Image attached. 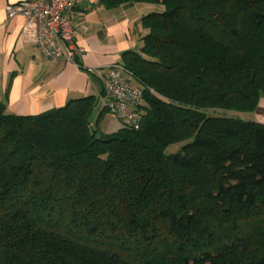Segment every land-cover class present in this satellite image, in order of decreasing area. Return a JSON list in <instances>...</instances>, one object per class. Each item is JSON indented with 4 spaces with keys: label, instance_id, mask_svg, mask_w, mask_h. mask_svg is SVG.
Listing matches in <instances>:
<instances>
[{
    "label": "trees",
    "instance_id": "16d2710c",
    "mask_svg": "<svg viewBox=\"0 0 264 264\" xmlns=\"http://www.w3.org/2000/svg\"><path fill=\"white\" fill-rule=\"evenodd\" d=\"M100 1L164 7L122 55L140 127L0 99V264H264V123L226 114L264 98V0Z\"/></svg>",
    "mask_w": 264,
    "mask_h": 264
},
{
    "label": "crops",
    "instance_id": "0c3cea01",
    "mask_svg": "<svg viewBox=\"0 0 264 264\" xmlns=\"http://www.w3.org/2000/svg\"><path fill=\"white\" fill-rule=\"evenodd\" d=\"M30 0H0V99L17 115H34L64 106L71 99L98 96L107 67L122 63L127 51L140 52L146 31L140 19L146 13L162 11L154 3H123L107 9L100 0H79L67 13L79 48L74 61L64 57L50 61L35 46L36 29L17 15L7 18L5 6ZM91 125L104 134L116 132L117 119L99 100ZM95 107V108H96ZM256 120L264 123V98H260Z\"/></svg>",
    "mask_w": 264,
    "mask_h": 264
},
{
    "label": "built area",
    "instance_id": "2783aa9c",
    "mask_svg": "<svg viewBox=\"0 0 264 264\" xmlns=\"http://www.w3.org/2000/svg\"><path fill=\"white\" fill-rule=\"evenodd\" d=\"M79 0H30L7 4V18L21 15L25 24L36 29L35 46L50 61L64 57L74 61L79 48L67 13ZM152 92V90H150ZM98 100L102 108L113 114L120 128L138 129L142 120L144 89L121 63H112L101 81Z\"/></svg>",
    "mask_w": 264,
    "mask_h": 264
},
{
    "label": "rangeland",
    "instance_id": "374dc122",
    "mask_svg": "<svg viewBox=\"0 0 264 264\" xmlns=\"http://www.w3.org/2000/svg\"><path fill=\"white\" fill-rule=\"evenodd\" d=\"M154 5L158 8H161L164 9V7L160 4V3H154ZM257 108V107H256ZM98 110V107H96L94 109L93 112H96ZM256 111H258V113L260 114L262 111L259 109H255ZM226 114L227 113H230L231 115H235L236 117H239V118H242V119H250V120H256V114L255 112L256 111H253V112H244V113H241V112H237V111H232V110H226ZM225 112V111H224ZM220 115H223V112H218ZM110 115H112L113 117H115L113 114L109 113ZM225 114V113H224ZM228 115V114H227ZM116 118V117H115ZM185 142H177V143H173L171 144L169 147H167L166 149V153L167 154H171V153H176L178 151H180L181 149V146L184 144Z\"/></svg>",
    "mask_w": 264,
    "mask_h": 264
},
{
    "label": "water",
    "instance_id": "95a60500",
    "mask_svg": "<svg viewBox=\"0 0 264 264\" xmlns=\"http://www.w3.org/2000/svg\"><path fill=\"white\" fill-rule=\"evenodd\" d=\"M97 137L100 138V134H97Z\"/></svg>",
    "mask_w": 264,
    "mask_h": 264
}]
</instances>
